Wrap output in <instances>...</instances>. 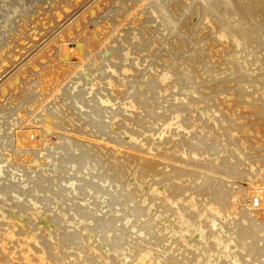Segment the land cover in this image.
<instances>
[{
    "label": "rangeland",
    "instance_id": "obj_1",
    "mask_svg": "<svg viewBox=\"0 0 264 264\" xmlns=\"http://www.w3.org/2000/svg\"><path fill=\"white\" fill-rule=\"evenodd\" d=\"M27 1L0 0V160L21 170L4 172L19 192L2 191L0 176V264H103L102 254L120 264V253L147 264V250L159 264H264V80L245 86L252 77L233 64L237 50L264 52L263 13L225 21L191 0ZM176 114L180 127H165ZM208 218L230 252L203 236Z\"/></svg>",
    "mask_w": 264,
    "mask_h": 264
},
{
    "label": "bare ground",
    "instance_id": "obj_2",
    "mask_svg": "<svg viewBox=\"0 0 264 264\" xmlns=\"http://www.w3.org/2000/svg\"><path fill=\"white\" fill-rule=\"evenodd\" d=\"M12 1H14V0H12ZM26 2H28L27 0H25ZM30 1V0H29ZM96 0H90L89 2H87V4L85 5L84 3V5L85 6H87L88 7V5H90L91 4V6H92V3H94ZM195 1H197L196 3L198 4V6H200V7H202L203 5L204 6H206L207 8H209V9H212V14L213 15H215V14H218V16L219 17H221L223 20H225V21H227V20H229V18H231V17H233V18H235L237 21H240V19L242 20L243 18H250V15H249V11L250 10H254V9H258L259 11H261L262 13H263V18H264V0H191V2H195ZM86 2V1H85ZM13 3V2H12ZM29 3V2H28ZM10 4V3H9ZM14 4V3H13ZM82 4V5H83ZM26 5H28V4H26ZM83 5V6H84ZM1 6V5H0ZM213 6V7H212ZM86 7V8H87ZM90 7V6H89ZM0 8H2V7H0ZM8 8V7H7ZM85 9V8H84ZM7 10V9H6ZM86 10V9H85ZM3 11V10H2ZM83 11V10H82ZM77 13V12H76ZM76 13H75V15H76ZM82 13V12H81ZM72 14V13H71ZM80 15V14H79ZM82 15V14H81ZM70 16V15H69ZM73 16V15H72ZM71 17V16H70ZM76 17H77V15H76ZM75 17V18H76ZM196 18H198V14H196V16H195ZM72 18V17H71ZM75 18L73 19H66V20H68L66 23L65 22H62V23H60V24H62L63 26H61V28L59 27V29L56 31V33H54V36H57L56 34H60L61 33V30H63V29H65L66 27H65V24L66 25H68V23H70L71 22V20H75ZM76 19H78V17L76 18ZM65 20V21H66ZM206 21H208V20H206ZM258 21V20H257ZM65 23V24H64ZM73 23V22H72ZM1 27V26H0ZM65 27V28H64ZM68 27V26H67ZM54 31V30H53ZM52 33V32H51ZM49 35H51V34H49ZM48 35V36H49ZM51 36H53V34L51 35ZM53 36V37H54ZM220 37L221 36H225V33L224 32H221L220 33V35H219ZM52 37V38H53ZM45 38H46V36H45ZM48 39V38H47ZM51 39V38H50ZM47 40H45L44 42H41V44L39 45V46H37V48L35 49V50H33V49H31V50H33V52L31 53V54H29L28 55V57H26V59H24V61L26 60H29L30 59V56L32 57L33 56V54L35 53V52H37L40 48H41V46L43 45H46L50 40L48 39V42H46ZM38 43H40V42H38ZM37 43V44H38ZM46 43V44H45ZM234 43H235V45L239 48V46H240V41H239V39L237 38V37H234ZM36 44V45H37ZM42 46V47H43ZM35 48V47H34ZM25 56H27V55H25ZM24 56V57H25ZM236 57H235V59L233 60V64L234 65H237V66H239V63H240V61L242 62V69H243V71L247 74V76H244V79H245V82H246V80L248 79V78H251V80L245 85V86H249V84L251 83V82H253V81H255V80H264V67H262V68H259V65L260 64H263V66H264V52H261V53H254V52H251V51H249V52H242V51H240V50H237V53H236V55H235ZM23 57V58H24ZM20 61V60H19ZM19 61L17 62V63H19ZM22 61V60H21ZM24 61H22V62H24ZM22 62H20L17 66H16V68H17V70H16V68L15 67H12V69L13 68H15L14 70H16V71H18V68H20L21 67V65L23 64ZM14 66V65H13ZM11 70H9V72H10ZM15 72V71H14ZM123 72H125V73H127V72H129V69L128 68H124L123 69ZM165 73V72H164ZM10 74H12V73H10ZM7 75V74H6ZM5 76V75H4ZM3 76V77H4ZM168 77V76H167ZM162 81H165V75H162ZM99 79V78H98ZM168 79V78H167ZM1 80H3L2 78H1ZM98 81V80H97ZM238 81H239V78H238V76L237 75H235V76H233L232 78H231V82L234 84V83H238ZM1 82V81H0ZM96 83V82H95ZM109 85H110V83H109ZM237 85V84H236ZM91 88L92 89H95V87H94V85L93 86H91ZM248 89H250V88H248ZM234 90H236V92L235 91H233V93H234V96H238V90L237 89H235L234 88ZM249 94H247V92L245 93V96H248ZM239 98V97H238ZM98 102H100V106H101V108L103 109V110H105V111H107L108 109H110L111 110V108H112V106H114L115 104H113V101L112 100H109V99H107V98H100V99H98L97 100ZM239 101V100H238ZM109 111V110H108ZM113 111V110H112ZM243 112H245V110H243ZM243 112L241 113V115L243 114ZM245 114H246V112H245ZM242 116H245V115H242ZM180 118V115L179 114H176L173 118H171V120L170 121H168L166 124H165V127H169V128H171L172 127V125H175L176 127H180L178 124H177V122H178V119ZM236 124L237 123H235V126H236ZM259 128V127H258ZM262 128H264L263 126H262ZM261 128V129H262ZM192 130L191 129H188V130H186V132H191ZM163 134V133H162ZM161 134V135H162ZM157 135V134H156ZM156 135H155V137H156ZM161 135H159V136H161ZM27 136L26 135H21V136H18V137H16L17 138V140H16V142L17 141H22L24 138H26ZM134 137V136H133ZM154 137V138H155ZM160 138V137H159ZM7 155V154H6ZM7 157H11V154H8L7 155ZM9 159V158H8ZM24 159V158H23ZM27 160V159H26ZM27 162V161H26ZM28 162H29V159H28ZM36 162H34V164H35ZM5 164V162L4 161H1L0 160V176L2 177V176H4V172H5V169L6 168H8L6 165H4ZM38 164V163H37ZM9 169V168H8ZM15 172H10V174L7 172V169H6V172H5V174H9V176H11L12 174L11 173H16V170H18V169H13ZM21 170H18L17 171V173H19ZM16 173V174H17ZM15 174V175H16ZM20 174H22V173H20ZM7 176L8 175H6V179L5 178H1V179H3L4 181L5 180H8L7 179ZM8 176V177H9ZM21 176H23V174L21 175ZM11 177H15V176H11ZM10 177V178H11ZM17 177V176H16ZM24 177V176H23ZM9 178V179H10ZM11 181L13 180V179H10ZM21 179L19 178V181H20ZM30 180V179H29ZM4 181H2V182H4ZM14 182H15V179L13 180ZM17 181V180H16ZM22 181V180H21ZM20 181V182H21ZM33 181L34 180H31L30 182H31V184L33 183ZM36 181V180H35ZM1 182V184H3ZM27 182V181H26ZM17 183H18V181H17ZM24 183H25V181H24ZM23 182H22V184L21 183H19V184H21V186L24 184ZM28 183H29V181L26 183V185H28ZM0 184V188H1V185ZM5 184L6 185H4V187H2V191L4 190V188L6 187V188H11L14 184H13V182L11 183L10 181H8V183H6V181H5ZM17 185V187L19 186L20 187V185ZM35 184V183H34ZM37 184V183H36ZM35 184V185H36ZM40 184V182L38 183V185ZM34 185H32V187H33ZM40 186V185H39ZM38 186V187H39ZM24 187V186H23ZM31 186H29V188H30ZM5 188V190H7L8 191V189H6ZM14 188V189H13ZM25 188V187H24ZM28 188V189H29ZM12 189L13 190H15V192H17L19 189H17V191H16V189H15V187H12ZM11 189V190H12ZM20 189H23V188H20ZM27 189V188H26ZM27 189V192H29L31 189H36V191H37V187L35 188H31L30 190H28ZM12 190V191H13ZM2 191H0V192H2ZM7 191H5V193L3 192V195L5 194V195H9L10 193H13L12 191H8V192H10V193H7L6 194V192ZM20 191V190H19ZM18 191V192H19ZM23 191V190H22ZM22 191L20 192V193H22ZM24 191H26L25 189H24ZM31 191H33V190H31ZM35 191V192H36ZM27 192H25V193H27ZM38 192V191H37ZM15 194V193H14ZM14 194H12V195H14ZM17 195H19L18 193H16ZM23 195H24V193H22ZM28 194V193H27ZM7 195V196H8ZM11 196V195H10ZM10 196H8L9 198H10ZM21 195H19V197H20ZM0 197H1V195H0ZM3 197H5V198H7L8 199V197H6V196H3ZM11 197H13V196H11ZM24 198V196L22 197V199ZM193 198V197H192ZM16 199V198H15ZM21 199V198H20ZM21 199V200H22ZM1 200H3V198H1ZM0 200V201H1ZM5 200V199H4ZM12 200H14V198L12 199ZM17 200H18V198H17ZM20 200V201H21ZM5 201H8V200H5ZM19 201V202H20ZM32 201H34V200H32ZM191 201V200H190ZM189 201V202H190ZM22 202V201H21ZM20 202V203H21ZM16 203H18V202H16ZM34 203H35V201H34ZM37 203V202H36ZM47 203V202H46ZM38 204V203H37ZM18 207L20 206V205H17ZM17 206H15V207H17ZM34 206V205H33ZM196 206V205H195ZM194 206V207H195ZM37 207V206H36ZM33 208H31L30 209V211L32 210ZM35 209V208H34ZM33 209V211H35L36 212V210H34ZM37 209V208H36ZM38 210V209H37ZM213 210H214V212L215 213H219L218 212V210L217 209H214L213 208ZM44 211V210H43ZM49 210H47V212H48ZM0 212L3 214V211L0 209ZM7 212V211H6ZM5 212V213H6ZM29 212V211H28ZM45 212V213H44ZM43 213L44 214H46V211H44ZM27 213V212H26ZM31 213V212H30ZM42 213V212H41ZM43 213H42V216H43ZM65 213V212H64ZM8 214H9V212H8ZM49 214H50V211H49ZM67 214V213H66ZM33 215H35V213L33 214ZM202 215H204V213L202 214ZM206 215V214H205ZM204 215V216H205ZM17 216V215H16ZM29 216H30V214H29ZM42 216H40V217H38V218H40L41 219V217ZM67 216H68V214H67ZM18 217H19V214H18ZM182 219H181V221H182V225L183 226H187V228H188V225L190 224H188V222H189V219L187 220V218L185 217V216H183V215H181L180 216ZM258 217H260L259 215H258ZM0 218H1V216H0ZM77 218H79V217H77ZM177 218H179V217H177ZM73 219H74V217H73ZM180 219V218H179ZM209 219V218H208ZM33 220V219H32ZM48 220V219H47ZM68 220V222H69V218L67 219ZM66 220V221H67ZM76 220V219H75ZM74 220V221H75ZM79 220H81V219H79ZM34 221V220H33ZM37 221H39L38 219H37ZM65 220L63 219V222H64ZM74 221H72V222H74ZM78 221V220H77ZM76 221V222H77ZM209 221V224L208 225H205L204 227H202V230H201V232H202V234H203V236L204 237H207V239H208V241H210V242H212V244L213 245H215L216 246V249H217V247H219L220 246V244H219V242L220 243H222V242H224L223 244H222V247H223V249H225L226 251H229L230 250V246L228 245V242H227V240H225V237L223 236V234H221L219 231H218V229H217V226H216V223H215V221L214 220H212V219H209L208 220ZM79 222V221H78ZM2 222H0V225H2L1 224ZM34 224H35V222H33ZM84 223V222H83ZM6 224V223H5ZM37 224V223H36ZM65 224H67L66 222H65ZM188 224V225H187ZM3 225H4V223H3ZM7 225H10V227H5L8 231L11 229V227H13V225L11 226V224H7ZM32 225V224H31ZM191 225V224H190ZM6 226V225H5ZM15 226H17V225H14V227ZM34 226V225H33ZM197 226V225H196ZM1 227V226H0ZM36 227H37V225H36ZM71 227V226H70ZM35 228V227H34ZM66 228H69V225H68V227L66 226ZM72 229H73V227H71ZM80 228V230H78ZM77 230H78V233H80V231H82L83 229H84V227H79ZM15 229H19V227L17 226V228H14V230ZM21 229V228H20ZM71 229V230H72ZM82 229V230H81ZM189 229V228H188ZM187 229V230H188ZM12 230V232H15V231H13V228L11 229ZM66 230H68V229H66ZM70 230V229H69ZM184 230H186V229H184ZM1 231H3V227H1V229H0V232ZM6 231V230H5ZM38 232V229H36L35 228V230H34V232ZM45 231V228H44V230H43V232ZM7 232V231H6ZM72 232V231H71ZM73 232H74V230H73ZM72 232V237H75V239H78V240H81L82 241V243L83 242H85L86 244H87V246H90V247H88V248H91L92 250L93 249H96L95 248V245H94V242H93V237L92 236H89V235H85V236H82L81 234H80V236H82L81 237V239L79 238V237H77V235L75 236H73V234H76L77 232L75 231L74 233ZM83 232V231H82ZM81 232V233H82ZM188 232H189V230H188ZM196 232H197V229H196ZM3 233L4 234H6L4 231H3ZM182 233V232H181ZM193 233V232H192ZM195 233V232H194ZM206 233V235H204ZM36 234V233H35ZM38 234V233H37ZM45 234V233H44ZM51 234H55V233H52L51 232ZM2 235V234H1ZM8 235V234H7ZM14 235H15V233H14ZM34 235V234H33ZM32 235V236H33ZM182 235V234H181ZM3 236V235H2ZM31 236V237H32ZM46 236H48V235H46ZM79 236V235H78ZM95 236V235H94ZM4 237V236H3ZM8 237V236H7ZM11 237V236H10ZM30 237V236H29ZM54 237L56 238V236L54 235ZM27 238V237H26ZM35 238V237H34ZM47 238V237H46ZM55 238H53V239H55ZM95 238H96V236H95ZM185 238H188V237H185ZM0 239H1V237H0ZM5 239H6V237H5ZM28 239V238H27ZM26 239V240H27ZM30 239V238H29ZM32 239V238H31ZM36 239V238H35ZM227 239V238H226ZM2 240V239H1ZM37 240V239H36ZM5 241H7V239L6 240H4V241H0V243H2V242H5ZM8 242V241H7ZM6 242V243H7ZM196 242V241H195ZM207 242V241H206ZM205 242V243H206ZM230 242L232 243L233 241L232 240H230ZM229 242V243H230ZM84 243V244H85ZM85 244V245H86ZM188 244V243H187ZM196 244H198V242H196ZM195 244V245H196ZM1 245V244H0ZM2 245H3V243H2ZM24 245H25V243H24ZM26 245H29V244H26ZM3 246H5V245H3ZM86 246V247H87ZM198 246V245H197ZM199 246H201V245H199ZM6 249V247H4V249L2 248V251L3 250H5ZM31 249V248H30ZM90 249V250H91ZM99 249V248H98ZM120 249V248H119ZM119 249H113V252L114 253H120V252H122V251H120L119 252ZM194 249H196V248H194ZM211 249H213V248H211ZM210 249V250H211ZM215 249V250H216ZM120 250H122V249H120ZM142 250H145V249H142ZM141 250V251H142ZM209 250V251H210ZM214 250V249H213ZM212 250V251H213ZM214 250V251H215ZM32 251V250H31ZM94 251V250H93ZM92 251V252H93ZM97 252H99V251H101V249L100 250H96ZM110 251H112V249L110 250ZM123 251H125V249L123 250ZM148 251V252H147ZM147 251H142L143 253H140L141 254V257L138 255V257L139 258H141V261L143 262H145V263H147V264H159L158 262L159 261H157V262H155V260H153L154 259V257L156 258L157 256H154L153 257V259H152V256L154 255V253L152 254V256L149 254V253H151V252H149V250H147ZM209 251H208V254H209ZM212 252V253H215V252ZM4 252V251H3ZM28 252V251H27ZM30 252V251H29ZM102 252V251H101ZM126 252V251H125ZM211 252V251H210ZM230 252V251H229ZM94 253V252H93ZM100 253V252H99ZM26 254H28V253H26ZM44 254V253H43ZM102 254V253H101ZM41 255V254H40ZM43 256L44 255H41L40 256V258L39 259H43ZM209 256H210V254H209ZM209 256H208V258H209ZM27 257V256H26ZM228 257V256H227ZM100 258H101V260H102V262H103V264H107L106 263V260H107V258H106V256H104L103 254L100 256ZM126 258H127V255H125L124 253H120V260H119V262H120V264H121V262L122 263H124L125 264V261H127L126 260ZM137 258V257H136ZM232 258H233V256H232ZM231 258V259H232ZM45 260H46V258H44ZM43 259V260H44ZM157 259L159 260V258L157 257ZM156 259V260H157ZM45 260H44V262H45ZM137 260H138V258H137ZM140 260V259H139ZM42 261V260H41ZM140 261V262H141ZM161 261V260H160ZM206 261H208V259L206 260ZM135 262H137V261H135ZM139 262V261H138ZM212 262H213V260H212ZM32 263V262H31ZM38 263H40L39 261H38ZM110 263L111 264H113V263H115V262H112L111 260H110ZM161 263V262H160ZM238 263V260H236V259H234L233 258V263L232 264H237ZM46 264V263H45ZM48 264V263H47ZM119 264V263H118ZM126 264H129V263H126ZM135 264V263H134ZM143 264V263H142ZM161 264H164V263H161ZM206 264H207V262H206ZM210 264H211V260H210Z\"/></svg>",
    "mask_w": 264,
    "mask_h": 264
}]
</instances>
